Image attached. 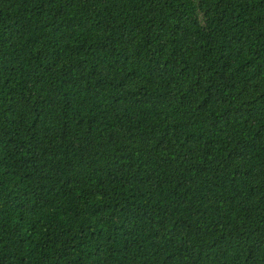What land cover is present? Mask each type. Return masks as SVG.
<instances>
[{"label": "trees", "instance_id": "obj_1", "mask_svg": "<svg viewBox=\"0 0 264 264\" xmlns=\"http://www.w3.org/2000/svg\"><path fill=\"white\" fill-rule=\"evenodd\" d=\"M0 264H264V0H0Z\"/></svg>", "mask_w": 264, "mask_h": 264}]
</instances>
